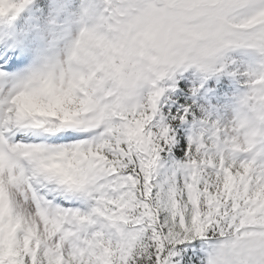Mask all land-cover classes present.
Masks as SVG:
<instances>
[{
  "label": "snow or ice",
  "instance_id": "6c2138e0",
  "mask_svg": "<svg viewBox=\"0 0 264 264\" xmlns=\"http://www.w3.org/2000/svg\"><path fill=\"white\" fill-rule=\"evenodd\" d=\"M96 21L59 65L0 50V264H264V144L238 113L162 114L152 47L222 26L264 54V0H99Z\"/></svg>",
  "mask_w": 264,
  "mask_h": 264
},
{
  "label": "rangeland",
  "instance_id": "374dc122",
  "mask_svg": "<svg viewBox=\"0 0 264 264\" xmlns=\"http://www.w3.org/2000/svg\"><path fill=\"white\" fill-rule=\"evenodd\" d=\"M78 0H12L13 3L21 4L22 7L10 9L14 11V18L6 21L7 15L0 14V35L4 39H0V50H4V44L15 46V35L13 31L18 33L19 38L23 42V53L27 58L14 71L22 72L32 69H43L50 65H59L67 61L70 51L79 37V33L83 27L78 15ZM85 5L92 3V0H84ZM44 3L43 5H39ZM36 6L32 13V6ZM21 9V10H20ZM20 14V18H19ZM7 30L8 33H7ZM12 31V32H11ZM18 38V36H17ZM17 40V39H16ZM239 46H230L222 54L217 62L216 69L223 68L218 65L224 61L225 69L231 73L226 77L227 81L231 75H234L236 84L239 81L249 85L252 79V73L256 72L255 63L257 58L249 53L243 52ZM7 53V52H6ZM194 68V67H193ZM193 68L188 70H178L174 74L165 77V86L178 81L180 78L189 77V72H193ZM234 84V83H233ZM242 93L239 88L231 85L225 93L217 95L222 100L221 107L215 109L216 112H206V116L212 120H219L224 124L231 121L237 114L239 108V99Z\"/></svg>",
  "mask_w": 264,
  "mask_h": 264
},
{
  "label": "clouds",
  "instance_id": "9594fccd",
  "mask_svg": "<svg viewBox=\"0 0 264 264\" xmlns=\"http://www.w3.org/2000/svg\"><path fill=\"white\" fill-rule=\"evenodd\" d=\"M98 3L99 0H92L84 8L80 33L97 26ZM232 38L222 26L209 29L193 26L189 30L158 37L152 47L160 59L159 72L170 75L194 67L198 72L211 73L231 46ZM249 84V89L239 99L237 127L242 131V139L247 137L250 141L264 144V68L252 73Z\"/></svg>",
  "mask_w": 264,
  "mask_h": 264
},
{
  "label": "trees",
  "instance_id": "16d2710c",
  "mask_svg": "<svg viewBox=\"0 0 264 264\" xmlns=\"http://www.w3.org/2000/svg\"><path fill=\"white\" fill-rule=\"evenodd\" d=\"M237 48L250 51L257 58L256 66L258 70L264 68V54L251 47L239 46ZM223 63L224 61L218 63V65H223L222 70L215 68L211 73H202L196 70L195 73L185 79H180L178 83L169 89H165L161 80L159 85L165 89L159 101L161 113L167 116L172 113L173 109L179 108L182 110L184 107L190 106L196 119H200L203 117L204 112L210 110L213 105L221 104L222 100H219L217 95L220 94V90L223 93L231 85V82L226 79L231 73L222 72L225 69ZM177 93L180 95L178 96ZM189 127L191 128L190 122Z\"/></svg>",
  "mask_w": 264,
  "mask_h": 264
}]
</instances>
